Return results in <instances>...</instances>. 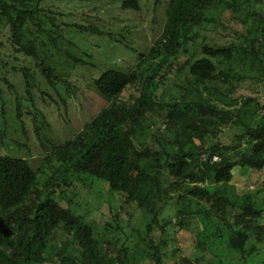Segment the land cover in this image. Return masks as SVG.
I'll list each match as a JSON object with an SVG mask.
<instances>
[{
  "label": "trees",
  "instance_id": "1",
  "mask_svg": "<svg viewBox=\"0 0 264 264\" xmlns=\"http://www.w3.org/2000/svg\"><path fill=\"white\" fill-rule=\"evenodd\" d=\"M42 2L0 0V120L5 114L3 86L13 87L10 73L20 75L28 95L37 87L36 71L49 85L58 80L65 90L70 86L46 63V53L42 55L48 45L60 50L57 40L63 37L61 24L46 14ZM119 3L123 10L140 9V0ZM69 26L79 34H104L97 23ZM230 28L235 38H219ZM117 43L137 53L134 67L124 71L107 65L92 79L109 104L82 130L62 144L52 142V154L44 155L38 167L26 158L0 154V264H166L165 240H156L155 230L163 236L167 227L187 230L198 215L213 221L193 234L198 250L225 243L244 254L252 235L256 241L264 239L263 206L251 198L235 201L209 187L232 182L236 166L261 170L264 185V103L244 99L255 101L254 117L263 110L254 125H247L235 117L239 108H227L224 100L233 94L235 82H264V0H169L161 34L146 54L124 41ZM65 52L76 66L96 67L84 58L88 52L82 57ZM20 56L34 60V66L18 64ZM127 88L131 94L123 100L120 94ZM215 93L217 101L211 99ZM14 110L24 138L14 142L27 147L18 101ZM33 117L35 123L36 118L42 120L34 127L45 146L44 139H51L38 130L46 129L44 117L39 112ZM238 124H243V132L223 143V129ZM214 154L220 159L212 161ZM49 170L40 183L39 176ZM77 176L90 177L117 194V205L110 201L99 229L66 201ZM191 199L197 202L195 210L185 202ZM131 207L141 212L140 228L131 222ZM169 207L173 215L164 217ZM174 264L197 261L183 256Z\"/></svg>",
  "mask_w": 264,
  "mask_h": 264
},
{
  "label": "rangeland",
  "instance_id": "2",
  "mask_svg": "<svg viewBox=\"0 0 264 264\" xmlns=\"http://www.w3.org/2000/svg\"><path fill=\"white\" fill-rule=\"evenodd\" d=\"M120 0H43L42 6L45 7L46 14L54 19V22L61 24L63 37L57 40L58 48L45 46L42 55L46 53V63L53 66L55 74L58 77L68 79L70 86L68 91L56 80V84L49 85L47 80L39 73L34 72L35 84L28 95L21 86L20 75L10 73L8 75L11 89L3 86L2 96L5 100L4 118L0 120V154L10 153L14 157L26 158L33 167H38L44 155L52 154L51 143L62 144L70 139L74 134L83 129L86 122L91 120L99 110L109 104V99L101 96L93 87L92 79L99 75L101 70L112 66L121 70L129 71L134 67L137 53L126 48L120 41L128 43L138 51L146 54L154 41L161 34L165 20V10L169 0H160L155 4L154 0H140V9L123 10L120 8ZM44 18V17H43ZM97 23L104 34L90 35L79 34L70 28L71 23ZM234 27V26H233ZM111 33V37L105 34ZM218 35V34H217ZM124 36V37H123ZM219 38H235L234 28L222 31ZM2 38V37H0ZM115 40V42H114ZM6 46V45H5ZM1 47L0 49H2ZM8 49L5 47L3 50ZM65 49L75 56H84L83 52H88L90 56H84L85 59L92 61L96 67L76 66L74 62L66 55ZM2 50V51H3ZM146 59V58H145ZM106 63V64H105ZM115 63V65H113ZM18 64L34 66V60L28 57L20 56ZM106 66V67H105ZM4 83L2 82V85ZM170 85V84H169ZM235 88L229 99H224L227 108H239L237 115L241 122L247 125H254V121L260 118L263 110L254 117L252 111L255 110V101L246 102L244 99H258L264 103V82L257 83L252 79L242 80L234 83ZM225 86H222L223 90ZM173 91L176 85L170 87ZM131 90L125 89L120 98L129 99ZM237 98L238 100L230 101ZM66 101V108L63 103ZM212 100H218L216 93L211 96ZM223 100V102H224ZM18 101L21 105L22 118L24 120L27 147H16L14 140L24 141L19 128L16 126L14 105ZM223 104V103H222ZM224 105V104H223ZM37 112L43 115L45 128L39 127L40 132L46 131L51 140L44 139L46 145L41 144V139L37 136L34 127V117ZM260 115V116H259ZM40 118H36V125L40 126ZM48 122V125L47 123ZM242 125H230L223 129L220 140L227 144L232 141L235 134L243 132ZM215 138L208 139L209 142ZM18 148V149H17ZM57 165V163H55ZM39 176L40 183L45 182L50 174ZM234 179L230 183H211L209 187L213 191H219L235 201H242L245 198H251L257 207L264 208V185L263 172L261 170H252L245 167L236 166L233 169ZM71 187L73 192L66 197V201L71 203L78 213L82 214L87 221L93 222L99 226L107 220V214L112 200L115 204L117 194L110 192L107 185L99 184L90 177H72ZM189 209L195 210L198 205L194 199L186 200ZM117 205V204H116ZM70 206V207H71ZM168 207V206H167ZM171 207V206H170ZM165 211L164 217L173 215V208ZM172 207H177L173 203ZM123 217L127 214L123 207L120 208ZM131 214V222L137 228L144 225L141 212L133 207L128 209ZM201 216L203 213L200 214ZM199 217V218H198ZM191 220V225L187 230L177 229L169 230L167 227L163 236L157 228L154 232L156 240H165L163 248V258L166 264H174L180 257L187 256L195 259L197 264H264V239L256 241L253 235L246 244V252H233L224 244L208 250H198L194 246L195 231L202 227L203 223L212 224L213 221L205 220L198 215ZM175 219H173V222ZM260 222L264 224V214ZM129 233L128 229H125ZM133 239V234H129ZM227 232H223L220 240L224 242ZM254 245L255 248L249 252V248Z\"/></svg>",
  "mask_w": 264,
  "mask_h": 264
},
{
  "label": "built area",
  "instance_id": "3",
  "mask_svg": "<svg viewBox=\"0 0 264 264\" xmlns=\"http://www.w3.org/2000/svg\"><path fill=\"white\" fill-rule=\"evenodd\" d=\"M211 159H212V161H217V160H219L220 158H219V156L218 155H213L212 157H211Z\"/></svg>",
  "mask_w": 264,
  "mask_h": 264
}]
</instances>
